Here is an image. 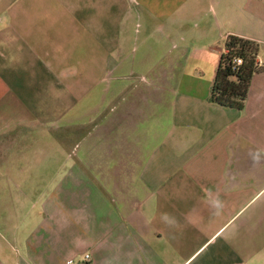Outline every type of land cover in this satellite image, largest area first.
<instances>
[{"label": "crops", "instance_id": "obj_1", "mask_svg": "<svg viewBox=\"0 0 264 264\" xmlns=\"http://www.w3.org/2000/svg\"><path fill=\"white\" fill-rule=\"evenodd\" d=\"M0 264H264V0H0Z\"/></svg>", "mask_w": 264, "mask_h": 264}, {"label": "trees", "instance_id": "obj_2", "mask_svg": "<svg viewBox=\"0 0 264 264\" xmlns=\"http://www.w3.org/2000/svg\"><path fill=\"white\" fill-rule=\"evenodd\" d=\"M255 40L229 34L219 55L209 90V100L227 107L240 109L246 96L250 76L258 68ZM240 62H235V58Z\"/></svg>", "mask_w": 264, "mask_h": 264}, {"label": "clouds", "instance_id": "obj_3", "mask_svg": "<svg viewBox=\"0 0 264 264\" xmlns=\"http://www.w3.org/2000/svg\"><path fill=\"white\" fill-rule=\"evenodd\" d=\"M212 204H213V206L217 209V212L219 211L220 207L222 206V205H221V202H220L218 199L212 201ZM162 219H163L164 221H166V222H170V218L168 217L167 214H164V215L162 216Z\"/></svg>", "mask_w": 264, "mask_h": 264}, {"label": "built area", "instance_id": "obj_4", "mask_svg": "<svg viewBox=\"0 0 264 264\" xmlns=\"http://www.w3.org/2000/svg\"><path fill=\"white\" fill-rule=\"evenodd\" d=\"M235 62H240V58L236 57L235 59Z\"/></svg>", "mask_w": 264, "mask_h": 264}]
</instances>
